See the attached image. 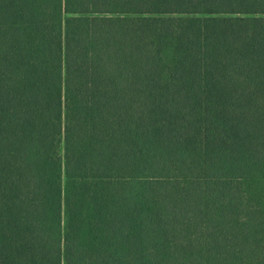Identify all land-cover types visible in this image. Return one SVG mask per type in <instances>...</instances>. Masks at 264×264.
I'll return each instance as SVG.
<instances>
[{
	"label": "trees",
	"instance_id": "obj_1",
	"mask_svg": "<svg viewBox=\"0 0 264 264\" xmlns=\"http://www.w3.org/2000/svg\"><path fill=\"white\" fill-rule=\"evenodd\" d=\"M0 264H264V0H0Z\"/></svg>",
	"mask_w": 264,
	"mask_h": 264
}]
</instances>
